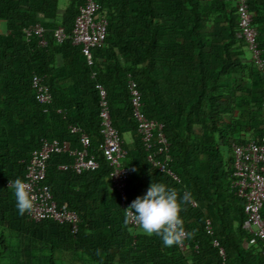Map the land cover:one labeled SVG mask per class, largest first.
Listing matches in <instances>:
<instances>
[{
    "label": "trees",
    "instance_id": "16d2710c",
    "mask_svg": "<svg viewBox=\"0 0 264 264\" xmlns=\"http://www.w3.org/2000/svg\"><path fill=\"white\" fill-rule=\"evenodd\" d=\"M96 1L106 17V35L91 49L88 63L80 46L69 38L56 43L51 33L57 26L70 33L83 0H67L61 12L58 0H0V264H264L257 242L244 245L249 234L241 226L243 199L231 185V143L257 140L264 120V76L235 37L233 1ZM247 6L264 59V0H247ZM34 23L43 28L44 45L23 32ZM33 73L44 76L52 96L45 111L30 86ZM127 74L140 93L142 112L162 124L168 167L177 180L146 160ZM96 83L105 89L111 123L131 158L127 200L145 195L153 181L176 188L181 198L191 192L180 212L186 232L194 230L184 250L125 227L109 166L98 150ZM68 126L84 131L98 166L75 174L57 168L69 156L52 154L44 183L57 205L76 213L75 233L66 224L20 215L8 187L10 180H23L40 137L78 146Z\"/></svg>",
    "mask_w": 264,
    "mask_h": 264
},
{
    "label": "built area",
    "instance_id": "2783aa9c",
    "mask_svg": "<svg viewBox=\"0 0 264 264\" xmlns=\"http://www.w3.org/2000/svg\"><path fill=\"white\" fill-rule=\"evenodd\" d=\"M232 1L236 15L235 37L242 41V49L248 59L264 76V59L260 54L256 40L257 33L252 26V14L248 10L247 0ZM106 25V17L103 12H100L97 1L83 0L73 19L70 33L67 34L62 26L55 27L51 33L56 43H61L69 38L71 44L80 46L86 61L90 63L91 49L102 44L106 35ZM23 32L26 36L35 35L39 45L45 44L42 36L43 28L38 23L23 28ZM30 86L35 100L43 106L45 111L47 105L51 103L52 96L44 82V76L33 73L30 78ZM126 86L135 122V132L145 151L146 160L158 170L177 180L176 175L168 167L170 161L169 142L162 132V124L148 118L142 112L140 93L129 74H127ZM94 87L98 94L99 133L101 135L98 150L109 166L110 188L117 194L119 204L125 213V209L131 204L127 200L125 189L131 158L121 145L119 134L111 123L104 87L99 83H96ZM262 90L263 100L260 104V113L264 119V85ZM57 111L59 110L57 109ZM68 128L71 133L77 134L78 146L72 147L68 141L55 137H40L37 148L29 154L23 180L28 184L30 193L34 197L32 210L26 212L27 218L32 221L50 219L66 224L69 231L75 233L78 224L76 213L63 204L57 205L44 183L46 162L52 154H66L70 157V162L61 163L57 168L70 170L75 174L96 169L98 162L89 151V139L84 131L77 126H68ZM230 146L234 178L231 185L235 189V194L243 199L244 219L241 226L249 234L244 245L257 242L264 263V218L260 215V208L264 202V120L262 133L257 140L249 139L243 143L232 142ZM130 226L133 227L131 224ZM205 229L207 232L211 231L208 219L205 220ZM212 243L217 245L215 240ZM177 247L184 250L185 240ZM218 253L223 258L221 248H218Z\"/></svg>",
    "mask_w": 264,
    "mask_h": 264
},
{
    "label": "clouds",
    "instance_id": "9594fccd",
    "mask_svg": "<svg viewBox=\"0 0 264 264\" xmlns=\"http://www.w3.org/2000/svg\"><path fill=\"white\" fill-rule=\"evenodd\" d=\"M8 187L14 190L19 214L24 215L31 211L34 197L30 193L28 184L16 178L14 181H9ZM191 198V192L186 191L181 198L176 188L153 181L146 194L137 196L125 209L124 225L130 234L159 236L165 247L180 245L186 238L194 235V230L186 232L180 216L182 204L190 203ZM130 224L133 227H129Z\"/></svg>",
    "mask_w": 264,
    "mask_h": 264
},
{
    "label": "crops",
    "instance_id": "0c3cea01",
    "mask_svg": "<svg viewBox=\"0 0 264 264\" xmlns=\"http://www.w3.org/2000/svg\"><path fill=\"white\" fill-rule=\"evenodd\" d=\"M59 1H60V5L58 4V12H61L63 10L67 0H58V3H59Z\"/></svg>",
    "mask_w": 264,
    "mask_h": 264
},
{
    "label": "rangeland",
    "instance_id": "374dc122",
    "mask_svg": "<svg viewBox=\"0 0 264 264\" xmlns=\"http://www.w3.org/2000/svg\"><path fill=\"white\" fill-rule=\"evenodd\" d=\"M59 5H60V1H59V3H58Z\"/></svg>",
    "mask_w": 264,
    "mask_h": 264
}]
</instances>
